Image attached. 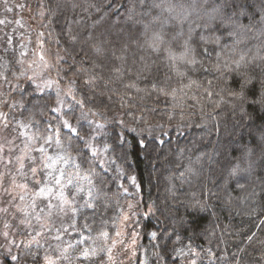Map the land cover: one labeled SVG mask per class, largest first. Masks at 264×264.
Wrapping results in <instances>:
<instances>
[{
	"label": "trees",
	"instance_id": "trees-1",
	"mask_svg": "<svg viewBox=\"0 0 264 264\" xmlns=\"http://www.w3.org/2000/svg\"><path fill=\"white\" fill-rule=\"evenodd\" d=\"M41 3L62 55L60 80L106 121L102 141L111 164L96 161L92 173L85 165L83 173L92 176V195L86 200L93 207L73 217L81 249H92L97 237L112 234L120 206L139 194L150 207L139 223L145 264H183L186 256L194 264H264V111L259 105L241 106L232 96L240 88L237 73L264 76V0ZM89 3L100 7L89 8ZM130 12L142 22L134 32L127 22ZM221 13H241L233 17L236 35L214 32L220 47L201 45L198 63H188L185 41L195 47L211 17ZM157 34L163 40L158 52L149 47ZM16 60L15 52L0 51L4 84L13 83ZM44 92L32 81L19 84L9 95L10 107L25 120L54 126L49 109L55 96ZM236 165L240 174L230 176ZM193 204L205 210L193 211ZM161 233L164 239H158ZM173 249L182 254L177 257ZM42 256L33 247L15 252L22 264H36Z\"/></svg>",
	"mask_w": 264,
	"mask_h": 264
},
{
	"label": "rangeland",
	"instance_id": "rangeland-1",
	"mask_svg": "<svg viewBox=\"0 0 264 264\" xmlns=\"http://www.w3.org/2000/svg\"><path fill=\"white\" fill-rule=\"evenodd\" d=\"M45 14L41 0H0V51L15 52L18 66L12 84H4L5 81L0 79V240L3 243L0 248V264H6L8 259L13 261L12 264H22L16 262V259L13 260L15 252L20 248L29 247L43 253L40 260L35 258L36 264H145L144 252L140 245L139 223L141 218L147 216L150 207L144 206L141 195L133 196L121 205L115 231L97 237L95 247L86 250L81 249L76 241L77 231L71 227L73 215L68 206L64 205L65 211H61L59 207L50 211L47 207L49 204H60L59 199L53 198L58 191L54 182L49 185L52 189L51 196L35 195L39 187L31 178V169L35 166L36 158L41 155L36 150L41 142L33 136L39 134L38 129L42 132L44 126L19 116L18 112L10 107L13 103L11 104L9 95L19 84L32 81L36 86L43 88V91L37 88L38 91L51 93L55 98L59 89L66 106L73 102L71 96L65 95L71 84L60 80L57 72L62 55L50 32ZM46 83H52L53 87H44ZM71 87L75 98L80 99L72 85ZM56 106L55 103L54 107ZM64 111L62 108L61 114ZM67 111H74L76 115L85 111L93 125H103V128L96 130L95 139L91 141L98 153L92 158L101 166H109L111 160L107 151H104L106 146L102 141L106 121L87 108L81 110L79 106L67 107ZM70 122L76 125L75 120ZM81 125L89 130L86 121H81L77 126ZM56 151L58 149L55 145L47 150L48 155L54 158ZM89 153L91 154L90 151ZM60 166L62 165H57ZM89 176L92 179L91 174ZM192 176L196 177V173ZM91 185L85 183L84 192L72 206L78 210L75 220L82 209L80 206L89 196ZM131 186L134 184L131 183ZM65 195H68L67 191ZM71 237L75 239L78 247L71 241ZM85 251L87 256L84 255ZM182 261L183 264H194V259L190 256H186Z\"/></svg>",
	"mask_w": 264,
	"mask_h": 264
},
{
	"label": "snow or ice",
	"instance_id": "snow-or-ice-1",
	"mask_svg": "<svg viewBox=\"0 0 264 264\" xmlns=\"http://www.w3.org/2000/svg\"><path fill=\"white\" fill-rule=\"evenodd\" d=\"M100 3H103V0H100ZM100 3L98 4H88L87 6L96 7L97 9L100 7ZM146 0H134V4H140L141 6L145 5ZM161 5L154 4L153 7L159 8ZM59 7V5H57ZM73 9L77 7L75 3L72 4ZM171 11V9H166ZM241 13H234V14H227L221 13L218 16H212L210 21L206 24V28L208 32L206 35H199V42L196 43V46L193 47L189 44L188 41H185V52L183 56L189 57L188 63L195 65L198 63L195 56L200 54L198 49L201 45H215L216 47H220L221 40L220 36H216L214 32H220L221 36L224 33H227L228 36L234 37L236 35V25L238 21L235 20L233 17L234 15H239ZM128 22L131 23L132 29L130 32L135 31V26L138 24H142L141 21L136 20L132 13H129ZM179 22V21H178ZM71 23L67 24L69 29V35L71 37ZM142 27L147 30L149 25L143 24ZM75 39V37H71ZM189 40H191V33H189ZM163 42L162 37L157 34L153 40V42L149 45L153 51H160V44ZM195 43V42H194ZM215 51V49H211ZM221 50H223L221 48ZM208 49H206L207 53ZM97 54H102V49H96ZM205 53V54H206ZM170 59H175L174 56L169 53ZM183 58V57H182ZM217 59H220L219 54H217ZM244 57H240V61H243ZM240 61L236 62V67H240ZM238 76V83L240 84V88L238 91L232 90L233 99L239 101L241 106L244 104H252V105H259L261 110L264 111V76L254 79L252 76H248L244 73H237ZM86 84L91 83V81H85ZM258 86V87H257ZM44 87L51 88L53 87L52 83H46ZM37 88L40 91H43L39 85ZM163 92V89H161ZM65 95L71 96L72 104L66 106L65 100L61 96V92L57 89L55 103L56 107H51L49 111L55 114L56 119V127H53L52 123L49 121L47 122L44 127L43 131L41 132L38 129L39 134H34L33 138L37 141H40L39 147L36 149L40 152V157L36 158L35 166L32 167V180L36 185L39 187V191L35 193L37 197L45 195L51 196L52 189L49 187L50 184H53L57 187L58 191L53 197L54 199H59V205H52L49 204L47 207L51 211L54 207H59L61 211H65L64 205L68 206V209L72 211L73 217H75L77 213V209L73 208L72 206L76 203L77 197L80 196L82 192H84L85 183L87 185L92 184V180L89 175H84L83 172L85 171V165H88L86 171L88 173H92L94 171L93 165L96 163L95 160H90L88 151L91 152L92 157L97 156V149L93 147L91 141L95 139V134L97 129L103 128L102 124H95L91 120H88V113L85 111H80L79 115L73 111L69 113L67 111V107L79 106L81 110L86 107L84 100L75 98L74 93L72 92V87L69 85L67 92ZM49 100L51 98H48ZM44 107H47V102H44ZM65 109L64 113L61 114V109ZM95 115V113H93ZM68 117V118H65ZM75 120L76 125L72 124L70 121ZM81 121H86L89 125V130L87 132L84 131L83 126L80 125ZM28 127V125H24ZM121 144L123 143V137L119 138ZM261 142L264 143V135H262ZM55 145L58 151L55 152V158L51 155H48V148ZM85 147L88 151H85ZM141 147H147V145L141 144ZM104 151H107V147H105ZM57 165H62L57 167ZM241 172L239 165H236L232 168L231 172L229 173L230 176H238ZM58 173V174H57ZM50 178V179H49ZM67 191L68 195H65ZM89 195H92L91 189H89ZM35 203V202H33ZM81 208H92L93 205L88 200H85L84 203L80 206ZM191 210L196 211L205 210V206L193 204L191 205ZM71 227L75 228V223L71 225ZM66 231V230H65ZM166 231V230H165ZM155 237L156 234L152 233ZM165 233H161L158 239H164ZM169 239L171 238V234H168ZM59 239V237H57ZM71 246V245H70ZM166 249H162L164 251ZM176 252V256L182 254V249ZM93 254H95L93 252ZM85 256L88 255L87 251L84 253ZM17 259L13 257V260ZM159 260V258H158Z\"/></svg>",
	"mask_w": 264,
	"mask_h": 264
}]
</instances>
